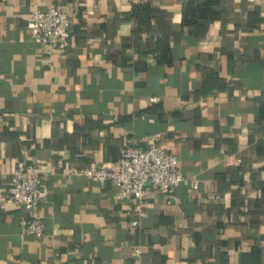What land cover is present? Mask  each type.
<instances>
[{
    "label": "crops",
    "instance_id": "obj_1",
    "mask_svg": "<svg viewBox=\"0 0 264 264\" xmlns=\"http://www.w3.org/2000/svg\"><path fill=\"white\" fill-rule=\"evenodd\" d=\"M195 1L0 0V264H264V0L185 26ZM52 6L72 20L63 49L28 30ZM150 142L188 183L133 228L131 199L73 171ZM26 166L49 190L41 238L2 203Z\"/></svg>",
    "mask_w": 264,
    "mask_h": 264
},
{
    "label": "built area",
    "instance_id": "obj_2",
    "mask_svg": "<svg viewBox=\"0 0 264 264\" xmlns=\"http://www.w3.org/2000/svg\"><path fill=\"white\" fill-rule=\"evenodd\" d=\"M72 20L64 6L47 9L36 8L28 22L30 36L38 43L63 49L71 38ZM156 102L157 99H153ZM73 175L97 179L102 185L113 183L123 198L132 200L136 216L133 228L141 227L147 217V205L156 194L172 196L177 187L188 183L181 172L178 157L155 142L147 148L127 145L116 164H100L83 170H74ZM198 188V182H194ZM49 196V190L38 177L33 166L19 168L2 198L5 206L21 207L31 215L22 221L26 234L41 238L44 229L41 221L32 214L36 207Z\"/></svg>",
    "mask_w": 264,
    "mask_h": 264
},
{
    "label": "trees",
    "instance_id": "obj_3",
    "mask_svg": "<svg viewBox=\"0 0 264 264\" xmlns=\"http://www.w3.org/2000/svg\"><path fill=\"white\" fill-rule=\"evenodd\" d=\"M219 0H204L203 2H188L183 8V25L192 26L200 21L212 18L214 7ZM160 61H165L168 64L171 62L170 49L168 45L163 46V55L160 56Z\"/></svg>",
    "mask_w": 264,
    "mask_h": 264
}]
</instances>
